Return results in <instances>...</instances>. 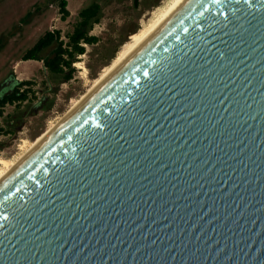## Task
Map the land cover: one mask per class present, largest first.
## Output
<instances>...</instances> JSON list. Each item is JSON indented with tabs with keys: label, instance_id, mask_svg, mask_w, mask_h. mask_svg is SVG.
<instances>
[{
	"label": "water",
	"instance_id": "95a60500",
	"mask_svg": "<svg viewBox=\"0 0 264 264\" xmlns=\"http://www.w3.org/2000/svg\"><path fill=\"white\" fill-rule=\"evenodd\" d=\"M0 264H264V0H190L7 177Z\"/></svg>",
	"mask_w": 264,
	"mask_h": 264
},
{
	"label": "rangeland",
	"instance_id": "374dc122",
	"mask_svg": "<svg viewBox=\"0 0 264 264\" xmlns=\"http://www.w3.org/2000/svg\"><path fill=\"white\" fill-rule=\"evenodd\" d=\"M166 0H67L69 14L62 18L59 0H0V94L7 93L18 80L31 83L27 99L6 103L1 108L0 156L13 158L21 151L23 140L37 142L67 113L71 104L90 87L92 79L115 55L117 49L139 27L141 19ZM95 2L99 5L97 20L88 28L96 36L94 43H84V52L72 62L71 78L50 72L36 59H22L38 38L47 31L58 32L63 45L78 24V12ZM56 42L40 52L51 55ZM83 61L86 77L73 65Z\"/></svg>",
	"mask_w": 264,
	"mask_h": 264
},
{
	"label": "bare ground",
	"instance_id": "6f19581e",
	"mask_svg": "<svg viewBox=\"0 0 264 264\" xmlns=\"http://www.w3.org/2000/svg\"><path fill=\"white\" fill-rule=\"evenodd\" d=\"M190 0H166L162 5L154 7L147 18L141 19L139 27L117 49L115 55L95 76L88 90L73 102L63 117L51 122L48 132L37 142L23 140L21 151L13 158L0 156V184L9 177L39 146H41L58 128L67 122L83 106L104 88L123 68L144 50L175 18ZM83 76H87V68L83 61L73 63Z\"/></svg>",
	"mask_w": 264,
	"mask_h": 264
},
{
	"label": "trees",
	"instance_id": "16d2710c",
	"mask_svg": "<svg viewBox=\"0 0 264 264\" xmlns=\"http://www.w3.org/2000/svg\"><path fill=\"white\" fill-rule=\"evenodd\" d=\"M66 5L67 0H59L58 10L62 18H65L69 14ZM98 9L99 5L92 2L78 12L80 20L73 28V31L68 35L66 44L63 45V42L59 40L57 36L58 32L47 31L23 54L22 59H36L42 61L43 65L50 72L62 73L65 80L71 78L73 72L71 62L76 55H80L84 52L82 42L91 44L97 40L96 36L89 35L87 30L91 24L97 20ZM53 42H56V44L51 50V55L41 56L40 52ZM30 83L29 80H18L9 92L1 93L0 113L2 106L6 103H19L27 99L30 90L28 88H22L21 90L20 87ZM0 131H2L1 125Z\"/></svg>",
	"mask_w": 264,
	"mask_h": 264
}]
</instances>
